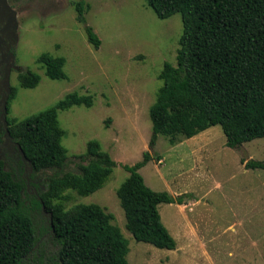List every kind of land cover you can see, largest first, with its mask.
<instances>
[{"label": "rangeland", "instance_id": "rangeland-1", "mask_svg": "<svg viewBox=\"0 0 264 264\" xmlns=\"http://www.w3.org/2000/svg\"><path fill=\"white\" fill-rule=\"evenodd\" d=\"M78 1L10 0L17 11L16 39L11 45L14 67L9 72L16 95L7 115L22 120L69 92L90 94L91 106L73 105L57 112L64 131L61 143L69 157L67 169H74V156L84 153L91 139H97L116 162L96 191L79 195L66 190L65 206L97 203L111 213L112 223L128 242L130 264H264V168L247 169L243 162L264 161V137L231 148L216 124L189 138L177 135L174 142L158 134L153 149L149 148V106L162 85L158 74L164 62L176 64L181 14L161 19L146 0H83L86 24L100 39L96 48L87 38L85 24L77 20ZM43 52L65 58L66 78L45 74L43 64L37 62ZM24 69L40 75L34 88L20 86L18 74ZM3 83L0 73V98ZM146 150L153 159L139 169L145 183L174 196L184 194L186 201L158 206L163 224L176 240L174 249L136 240L126 228L116 195L129 175L123 164L140 160ZM0 160L26 183L23 198L44 242L38 259H51L56 247L46 231L49 221L34 204L45 173L26 171L16 146L5 143L1 122Z\"/></svg>", "mask_w": 264, "mask_h": 264}, {"label": "trees", "instance_id": "trees-1", "mask_svg": "<svg viewBox=\"0 0 264 264\" xmlns=\"http://www.w3.org/2000/svg\"><path fill=\"white\" fill-rule=\"evenodd\" d=\"M146 2L161 19L177 12L182 18L176 64L164 62L158 74L162 85L149 106V148L153 149L158 134L174 142L177 135L189 138L216 124L231 148L264 137V0ZM75 8L88 40L98 48L100 39L86 24L83 0L76 2ZM37 62L43 64L48 77H67L63 56L43 52ZM18 80L20 86L34 88L40 75L24 69ZM15 95L16 89L11 87L7 110ZM81 104L91 106L92 95L69 92L53 106L22 120L6 115L16 147H21L34 172L45 173L34 204L41 208L43 203L52 214L46 231L56 251L49 260L38 259L44 242L23 198L26 183L5 169L0 160V264H130L128 242L119 226L112 223L111 213L97 203L65 206L69 198L66 190L90 194L102 187L116 165L100 142L91 139L85 152L74 156V169H67L69 157L61 143L64 131L57 112ZM155 158L161 159L159 155ZM151 159L152 153L146 150L140 160L123 164L129 175L116 195L126 228L136 240L174 249L176 240L163 224L158 206L186 201L184 194L174 196L145 183L139 169ZM20 162L25 165L21 157ZM243 162L247 169L264 168V161Z\"/></svg>", "mask_w": 264, "mask_h": 264}, {"label": "flooded vegetation", "instance_id": "flooded-vegetation-1", "mask_svg": "<svg viewBox=\"0 0 264 264\" xmlns=\"http://www.w3.org/2000/svg\"><path fill=\"white\" fill-rule=\"evenodd\" d=\"M16 15H17V11L10 4V0H0V73H3V80H4L2 86L3 92L0 98V107L2 108L0 113V122L2 124V127H3V123L1 120V114L4 110L2 105V100L5 94L7 93L8 87H10V91H11L9 72L14 67L15 52L13 50V46L11 45H13V42L15 43V39H16V35H15V30L17 28ZM3 137H4V127H3ZM4 141L5 143L16 146V143L10 137L8 140H6L4 137ZM25 166H26V171H28V169H31L30 165H25Z\"/></svg>", "mask_w": 264, "mask_h": 264}, {"label": "water", "instance_id": "water-1", "mask_svg": "<svg viewBox=\"0 0 264 264\" xmlns=\"http://www.w3.org/2000/svg\"><path fill=\"white\" fill-rule=\"evenodd\" d=\"M9 93H10V87H8L7 89V93L5 94L3 100H2V105H3V112L1 114V120L3 123V127H4V137L6 140L9 139V131H8V127H7V123H6V115H7V101H8V97H9ZM17 149L19 151V154L21 156L22 161L25 163V165H30V161L26 158L24 152L22 151L21 147L19 145H17ZM41 210L42 212L47 216L48 220L50 223H52V214L50 212L47 211V209L45 208V205L42 203L41 204Z\"/></svg>", "mask_w": 264, "mask_h": 264}]
</instances>
